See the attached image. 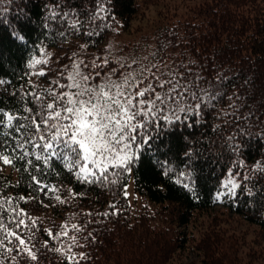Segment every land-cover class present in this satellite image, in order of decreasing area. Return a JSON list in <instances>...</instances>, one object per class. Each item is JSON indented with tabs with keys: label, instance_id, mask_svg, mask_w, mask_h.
I'll list each match as a JSON object with an SVG mask.
<instances>
[{
	"label": "trees",
	"instance_id": "trees-1",
	"mask_svg": "<svg viewBox=\"0 0 264 264\" xmlns=\"http://www.w3.org/2000/svg\"><path fill=\"white\" fill-rule=\"evenodd\" d=\"M141 6L0 0V264H264V0H202L119 45Z\"/></svg>",
	"mask_w": 264,
	"mask_h": 264
},
{
	"label": "rangeland",
	"instance_id": "rangeland-1",
	"mask_svg": "<svg viewBox=\"0 0 264 264\" xmlns=\"http://www.w3.org/2000/svg\"><path fill=\"white\" fill-rule=\"evenodd\" d=\"M142 2L140 16L135 18L130 24V27L124 34L116 36L115 40H118L119 45L121 43L131 42L137 40L141 35H145L152 31L153 27L159 23V18L164 16L165 14L169 15L172 13H177L179 17H184L188 10L195 7L197 4H199L202 0H139ZM110 42H112L110 40ZM116 43V41L113 42V44ZM116 49L115 47L112 48ZM50 58L46 55L44 60L48 61ZM49 62V61H48ZM50 63V62H49ZM81 68L84 70L83 65H81V62L77 59L73 60V62L66 68V74L69 75V82L71 85L77 86L78 81H80L82 72ZM46 77H48L47 72ZM120 77L121 73L119 74ZM102 80V79H101ZM111 82V79L109 76H107L106 80L104 81V84L109 85ZM101 84V81L100 83ZM118 86L120 84L116 83L115 88L118 89ZM124 88V84L122 86ZM91 112V110L89 111ZM87 115V114H85ZM84 118V116H83ZM90 122L81 121V129H79L76 138L80 144V147L83 150L84 158L86 162L93 160V151L94 148L100 147V139L104 132V128L98 126L93 119L90 118ZM84 122V123H83ZM107 125V123H104ZM235 189V183L231 180L227 181L225 183L224 187V196H231L233 194V191ZM127 194L129 196L132 195V186L131 184L127 187ZM46 193V192H45ZM45 196L43 195V199ZM218 209V207H216ZM201 220H204L201 218ZM206 220V219H205ZM236 222V221H235ZM234 225L237 226V230L243 231V233L246 234L245 238L246 241H251L254 237H257V232L254 230V227H249L243 223L236 222ZM191 229L196 230L197 228L192 227ZM249 246V245H248ZM250 248V246L248 247ZM180 256L183 258L179 261H176V264H198V258L196 257V254L190 253L188 251H184Z\"/></svg>",
	"mask_w": 264,
	"mask_h": 264
}]
</instances>
